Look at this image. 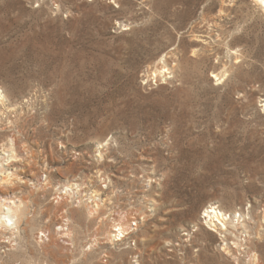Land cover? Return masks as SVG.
Wrapping results in <instances>:
<instances>
[{
	"label": "rangeland",
	"instance_id": "374dc122",
	"mask_svg": "<svg viewBox=\"0 0 264 264\" xmlns=\"http://www.w3.org/2000/svg\"><path fill=\"white\" fill-rule=\"evenodd\" d=\"M0 98V264H264L255 0H0Z\"/></svg>",
	"mask_w": 264,
	"mask_h": 264
},
{
	"label": "bare ground",
	"instance_id": "6f19581e",
	"mask_svg": "<svg viewBox=\"0 0 264 264\" xmlns=\"http://www.w3.org/2000/svg\"><path fill=\"white\" fill-rule=\"evenodd\" d=\"M263 9L264 11V2H262V0H255ZM164 62V60H163ZM164 67H166V65L164 64ZM168 70V68H167ZM163 74L165 75L164 71L161 70H155V74ZM1 101V98H0ZM11 203V202H10ZM14 204H8V205H4L3 203H0V226L6 228H10V229H15L17 228V224L20 221V219L22 218V216L25 214V210H24V206L22 204V202H18L16 203L15 201L12 202ZM207 212V216L209 217V224L212 227V229L216 232H229V233H234V229H238L239 226H243V220H240L241 217V213L239 215L238 218H234V220H236V222L233 219L227 220V213L223 212L221 209H216L212 206H210V210L206 209ZM8 223L11 224V227L8 226ZM221 226H220V224ZM114 227H116L117 233H114L113 236L114 238L117 240V238H122L124 236V232L127 230L126 227H124L121 223H116L113 225ZM222 228V229H219ZM212 230V231H213ZM235 236H237L236 233H234ZM251 261L253 262L255 258V254H251L250 255Z\"/></svg>",
	"mask_w": 264,
	"mask_h": 264
},
{
	"label": "snow or ice",
	"instance_id": "6c2138e0",
	"mask_svg": "<svg viewBox=\"0 0 264 264\" xmlns=\"http://www.w3.org/2000/svg\"><path fill=\"white\" fill-rule=\"evenodd\" d=\"M262 2H264V0H262Z\"/></svg>",
	"mask_w": 264,
	"mask_h": 264
}]
</instances>
